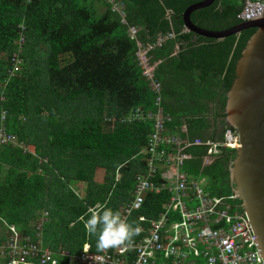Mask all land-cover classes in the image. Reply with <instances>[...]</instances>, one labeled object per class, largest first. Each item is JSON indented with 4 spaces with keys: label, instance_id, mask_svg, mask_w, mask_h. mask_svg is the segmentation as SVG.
Segmentation results:
<instances>
[{
    "label": "trees",
    "instance_id": "trees-1",
    "mask_svg": "<svg viewBox=\"0 0 264 264\" xmlns=\"http://www.w3.org/2000/svg\"><path fill=\"white\" fill-rule=\"evenodd\" d=\"M87 1L0 0V126L17 141L0 143V218L36 239L38 231L30 222L47 209L42 243L72 254L86 241L96 250V237L84 228L89 207L99 204L116 211L130 198L134 175L143 166L135 153L145 145L152 122L125 118L136 107L156 108V94L140 74L126 24L104 0H96L105 4L99 13ZM118 1L127 24L139 26L137 40L142 43L174 34L152 50L153 59L160 60L156 76L173 118L170 130L184 137L179 132L184 124L189 139L222 140L228 127L226 92L255 28L208 38L183 26L181 13L198 0ZM243 2L213 0L190 17L203 28H229L242 20L237 14ZM18 60L20 68L14 69ZM206 148H187L191 156L182 169L189 179L205 174L206 189L227 195L233 191L228 167L235 148L221 146L219 154L203 163ZM97 167L104 169L100 181L95 179ZM75 179L86 183L83 198L67 184ZM164 191L146 193L128 221L134 224L137 214L156 217L169 196ZM239 204L243 211L241 199ZM59 264L70 263L59 257Z\"/></svg>",
    "mask_w": 264,
    "mask_h": 264
},
{
    "label": "built area",
    "instance_id": "built-area-1",
    "mask_svg": "<svg viewBox=\"0 0 264 264\" xmlns=\"http://www.w3.org/2000/svg\"><path fill=\"white\" fill-rule=\"evenodd\" d=\"M104 2L126 24V36L136 45L134 55L140 74L156 94L157 106L155 111L136 107L125 118L126 122L151 121L152 131L137 153L143 166L134 175L130 198L118 211L128 221L130 214L140 209L146 193L167 190L169 196L156 217L135 215L133 225L139 226L141 232L130 247L103 252L91 249L88 242L77 254L67 249L55 251L43 245L42 238L24 236L15 225L0 218L1 264H59V257L67 258L70 264H264L252 227L245 212L239 209V194L211 193L200 179H189L182 169L184 160L191 156L186 150L189 146L206 144L203 163H209L221 146L240 145L237 131L226 127L222 140L189 139L184 124L179 129L184 137L171 132V118L162 107V83L156 76L160 60L153 59L152 50L174 38V34L160 35L155 42L144 44L137 40L139 26L126 22L123 2ZM262 3L263 0H244L237 15L242 19L259 16ZM0 143L17 144L4 126H0ZM36 229L41 237L42 222Z\"/></svg>",
    "mask_w": 264,
    "mask_h": 264
},
{
    "label": "water",
    "instance_id": "water-1",
    "mask_svg": "<svg viewBox=\"0 0 264 264\" xmlns=\"http://www.w3.org/2000/svg\"><path fill=\"white\" fill-rule=\"evenodd\" d=\"M212 2L198 0L185 7L181 15L186 31L222 39L255 28L235 63L234 78L226 92L224 120L237 131L240 140L228 167L229 180L233 191L239 194L242 210L264 258V0L261 15L221 30L203 28L190 17L194 9Z\"/></svg>",
    "mask_w": 264,
    "mask_h": 264
},
{
    "label": "clouds",
    "instance_id": "clouds-1",
    "mask_svg": "<svg viewBox=\"0 0 264 264\" xmlns=\"http://www.w3.org/2000/svg\"><path fill=\"white\" fill-rule=\"evenodd\" d=\"M81 219L84 220L83 217ZM84 228L88 236L96 237V248L101 252L130 247L134 243V238L141 232L139 226H134L123 219L118 210L114 211L101 205L88 209Z\"/></svg>",
    "mask_w": 264,
    "mask_h": 264
},
{
    "label": "rangeland",
    "instance_id": "rangeland-1",
    "mask_svg": "<svg viewBox=\"0 0 264 264\" xmlns=\"http://www.w3.org/2000/svg\"><path fill=\"white\" fill-rule=\"evenodd\" d=\"M87 5H91V7H93L94 9H95V11H96V13H99V11L97 10V6L95 5V1H87V3H86ZM93 4V5H92ZM19 60L17 61V63L14 65V69H18V68H20V65H19ZM103 175H104V169L103 168H99V167H97V170L95 171V178L98 180V181H100V180H102V178H103ZM72 181V180H71ZM208 177L204 174V175H201V177H200V182L205 186L206 184H208ZM71 185H72V187H73V191H74V193L79 197V198H83L84 197V195H85V192H86V183H85V181H83V180H81L78 184H76L75 182H71ZM208 190V189H207ZM210 191V190H209ZM211 192V191H210ZM45 211H47L48 213L47 214H45ZM45 216H47V219L49 218V211L47 210V209H44V210H41L40 212H39V218L37 219V220H33V222L31 221L30 222V225H32V226H37L40 222H42V224L46 221L45 219H44V217ZM0 225H2L1 224V221H0ZM1 230V229H0ZM38 233H39V231H38ZM38 233L36 234V236L38 237L37 238V240H39V238H42V237H40L39 235H38ZM41 241H42V239H41ZM61 242H63V240H61V239H59V244H61ZM49 244H50V242H49ZM48 247H50V246H48ZM61 249H64L63 247H61L60 245L57 247V249H55V251H59V250H61Z\"/></svg>",
    "mask_w": 264,
    "mask_h": 264
},
{
    "label": "crops",
    "instance_id": "crops-1",
    "mask_svg": "<svg viewBox=\"0 0 264 264\" xmlns=\"http://www.w3.org/2000/svg\"><path fill=\"white\" fill-rule=\"evenodd\" d=\"M95 1V5L97 6V10L99 11V12H101V11H103L104 9H105V4H99L96 0H94ZM162 107L164 108V110H165V112L166 113H168V115L170 116V118H171V122H172V120H173V118H172V116H171V113L168 111V109L165 107V104L163 103V101H162ZM157 109V106H156V108L153 110V111H155ZM150 110H152V109H150ZM168 127H169V124H168ZM169 129H170V127H169ZM180 131H181V126H180ZM171 131V130H170ZM171 132H173V131H171ZM141 149V148H140ZM139 149V150H140ZM138 152H136L135 154H137ZM96 179V178H95ZM97 180V179H96ZM73 182H75L76 184H78L81 180H72ZM72 181H69V182H67V184H68V186L71 188V189H73V187H72V185H71V182ZM96 205H99V204H95L94 206H92V207H95ZM92 207H89V208H92ZM88 208V209H89ZM48 213V212H47ZM44 219L45 220H47V216H45L44 217ZM71 224H73V222H71ZM86 242H88V241H86ZM86 242H84V243H86ZM89 244H91L90 242H88ZM52 249V248H51ZM97 249V248H96ZM54 250V249H53Z\"/></svg>",
    "mask_w": 264,
    "mask_h": 264
},
{
    "label": "bare ground",
    "instance_id": "bare-ground-1",
    "mask_svg": "<svg viewBox=\"0 0 264 264\" xmlns=\"http://www.w3.org/2000/svg\"><path fill=\"white\" fill-rule=\"evenodd\" d=\"M157 71H158V70H157ZM135 122H137V121H135ZM133 123H134V122H133ZM171 126H172V125H171ZM175 130H176V129H175ZM175 132H177V131H175ZM175 132H174V133H175ZM191 146H192V145H191ZM189 147H190V146H189ZM189 147H188V148H189ZM188 150H189V149H187V151H188ZM218 154H219V153H218ZM188 159H189V158H188ZM184 162H185V161H184ZM183 165H184V164H183ZM182 167H183V166H182ZM190 179H191V178H190ZM203 184H204V183H203ZM166 191H167V190H166ZM166 191H164V192H166ZM150 193H151V192H150ZM152 193H153V192H152ZM147 195H148V194H147ZM144 200H145V199H144ZM143 204H144V203H143ZM144 206H145V205H144ZM142 209H143V208H142ZM141 211H142V210H141Z\"/></svg>",
    "mask_w": 264,
    "mask_h": 264
}]
</instances>
